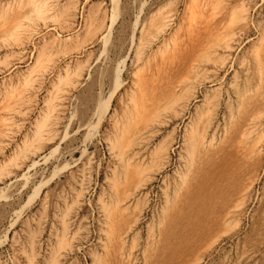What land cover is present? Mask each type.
<instances>
[{
  "label": "rangeland",
  "instance_id": "obj_1",
  "mask_svg": "<svg viewBox=\"0 0 264 264\" xmlns=\"http://www.w3.org/2000/svg\"><path fill=\"white\" fill-rule=\"evenodd\" d=\"M102 263L264 264V0H0V264Z\"/></svg>",
  "mask_w": 264,
  "mask_h": 264
},
{
  "label": "bare ground",
  "instance_id": "obj_2",
  "mask_svg": "<svg viewBox=\"0 0 264 264\" xmlns=\"http://www.w3.org/2000/svg\"><path fill=\"white\" fill-rule=\"evenodd\" d=\"M38 5V4H37ZM37 5H35L36 7H38ZM40 7V6H39ZM44 7V6H43ZM37 9V8H36ZM42 9V8H41ZM44 9V8H43ZM36 11V10H35ZM39 12H41V10L39 11ZM110 101V100H109ZM109 104H108V102H100L99 103V105H98V111H97V114H98V116H99V120H101L102 119V117L104 116V114L108 111L107 109L109 108V106H108ZM136 105V104H135ZM133 107H135V106H133ZM135 110H133V112H129L128 114L126 113V119H125V122L126 123H124L125 125H124V127H123V129H121V131H119V134L117 135V137H116V140L114 141V143H113V149H115V151L117 150L118 151V157L119 158H121L122 160H124L125 161V159L123 158L124 157V155L126 154V152H127V150L130 148V147H132L133 146V144H134V135H135V133H136V130H137V128H135V127H137V122L139 121H135V123H134V120H137V119H140L141 118V120H143L142 118H146V116H145V112L143 111L142 113H144V114H142L141 113V109L140 110H138V106L136 107V108H134ZM145 116V117H144ZM101 118V119H100ZM136 118V119H135ZM140 120V121H141ZM40 124V123H39ZM38 124V125H39ZM40 125H42V123L40 124ZM135 125V126H134ZM140 133V132H139ZM137 134V133H136ZM195 134V133H194ZM201 138V137H200ZM195 140V139H194ZM193 140V141H194ZM194 147V146H193ZM116 151V152H117ZM162 151V150H161ZM192 151H193V149H192ZM158 152V151H157ZM155 153V152H154ZM126 156V155H125ZM127 160V159H126ZM123 161V162H124ZM127 163H129V162H127ZM126 163V164H127ZM125 163H124V165H126ZM128 165V164H127ZM129 165H130V163H129ZM131 166V165H130ZM122 167V166H121ZM124 168H125V166H123ZM127 170V169H126ZM128 171V170H127ZM128 172H130V170L128 171ZM140 173V172H139ZM127 174V176L129 175L128 173H126ZM136 174V173H135ZM129 177V176H128ZM125 178H126V175H125ZM116 186H117V184H116ZM119 186V185H118ZM118 196V195H117ZM104 204V203H103ZM117 204H118V202H117ZM116 204V205H117ZM106 205V204H105ZM119 205V204H118ZM106 207V206H105ZM106 209H108V208H106ZM116 209V208H115ZM109 210V209H108ZM108 210H106V212L108 211ZM108 213H112L113 214V211H112V209H111V211L110 212H108ZM115 214H116V212H115ZM111 216H113V215H111ZM110 216V217H111ZM115 216V215H114ZM114 216H113V218L111 219L112 221H113V219H114ZM114 222V221H113ZM108 233V232H107ZM67 234V233H66ZM64 237V236H63ZM67 238V237H66ZM31 242V241H30ZM58 244H60V243H58ZM59 246H61V245H59ZM63 246V245H62ZM109 248V247H108ZM62 249V248H61ZM54 255V254H53ZM107 255V254H106ZM55 259V258H54ZM100 259V258H99ZM101 263V262H100ZM103 264V263H102Z\"/></svg>",
  "mask_w": 264,
  "mask_h": 264
}]
</instances>
